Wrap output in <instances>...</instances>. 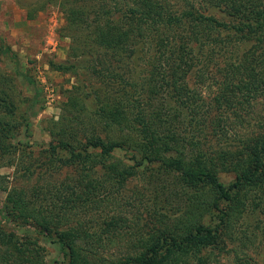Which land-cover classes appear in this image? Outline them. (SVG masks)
Instances as JSON below:
<instances>
[{"label":"trees","instance_id":"trees-1","mask_svg":"<svg viewBox=\"0 0 264 264\" xmlns=\"http://www.w3.org/2000/svg\"><path fill=\"white\" fill-rule=\"evenodd\" d=\"M106 1L80 5L58 0L67 22L63 35L73 39L69 52L73 63L52 61L51 66L76 74L79 61L94 57L93 73L118 83L120 89L107 82L111 87L97 92L86 89L82 80L67 89L63 113L49 128L55 140L46 151L54 161L76 169L75 175L31 190H7L0 182V190L8 195L1 211L11 226L35 228L55 242L61 258L54 264H207V251L221 248L240 224L252 218L264 223V129L238 150L229 146L216 153L206 150L200 135L209 125L208 109L200 103L202 94L193 87V79L200 66L208 64V54L203 53L210 45L208 31L231 29V42L240 36L234 33L242 40H258L226 75L216 104L234 114L233 123L214 121L216 137L228 142L226 129L245 122L240 110L264 97V0H201L225 7L237 16L234 24L193 9H170L158 0ZM148 46L153 48V60L144 89L130 68L121 70L132 57L140 59ZM0 47V55L12 51ZM108 60L119 62L121 70L110 66L105 70L101 65ZM138 64L136 60L134 67L142 75ZM10 98L0 94L15 116ZM9 122L0 119V142L7 154L17 151L2 140L14 135ZM222 172L233 173L235 179L225 183ZM137 175H146L138 199L155 218L157 229L145 235L136 232L129 252L106 259L100 250L124 237V217L117 214L90 225L81 214L95 209L102 197L123 192ZM66 216L74 223L63 227ZM0 248V264H47L38 239L7 231L1 220Z\"/></svg>","mask_w":264,"mask_h":264},{"label":"rangeland","instance_id":"rangeland-1","mask_svg":"<svg viewBox=\"0 0 264 264\" xmlns=\"http://www.w3.org/2000/svg\"><path fill=\"white\" fill-rule=\"evenodd\" d=\"M71 1L73 3L77 1V4L80 5H96L95 3H97V0ZM158 1L165 2L170 9L178 11L193 9L206 16L215 17L223 23L234 24V20L237 19V16L230 15L231 13L225 7L206 5L201 0ZM57 2L58 0H0V46L12 49L11 53L0 55V94L7 93L16 108L15 116H12L8 108H5L4 102L0 101V119L10 121L7 127H13L11 133L14 134L8 136V139L2 137V140L17 149L16 152L7 154L3 151L0 142V178H3L0 179V182L8 187L7 190L15 187L31 190L38 185L60 184L75 175L76 169L54 161L46 151L50 142L55 140L49 128L51 121L59 120L63 113V101L67 89L72 88L75 84H80V80L86 89L97 92H104L111 86L120 89L118 83H113L93 73L90 67L97 63L94 57L79 61L77 64L80 66L77 67L76 74L63 73L52 68V61L73 63L69 58L73 39L63 35L66 32L67 22L65 13ZM106 2L109 3V0ZM208 32L210 45L206 46L203 51L205 55L208 54V64L201 65L202 68L198 70V76L196 75L193 79L195 84L193 87L196 86V89L202 94L201 102H199L205 103L208 109L206 117L209 120V128L208 126L204 127V132L200 137L204 148L211 153L218 152L224 146H229L231 150H238L249 142V137H255L264 129L260 126L264 122V97L254 106H248L247 112H245L247 109L240 110V113L244 114L245 122L234 128L226 129L231 138L228 142L227 138L216 137L217 129L214 126V121L222 118L233 123L234 114L231 110L217 109L216 104L225 90L226 75L238 63V59L259 42L257 39L242 40L243 36L239 33L234 34L241 37L235 36L231 42L232 39L229 35L233 33L231 29L220 28ZM52 43H58V48L61 50L59 52L51 51L49 45ZM152 50L153 48L148 46L140 59H137V55L132 57L125 70H121V65L118 66L119 62L117 61H112L110 64L108 60L101 66H104L105 70L110 66V70L125 72H128L127 68H130L132 76L139 79L141 84L143 83L141 88L146 89L147 82L144 81L149 76L153 60ZM259 53L258 51L257 54ZM136 60L139 62L140 68L143 69L142 75L134 67ZM38 66L46 69L47 80L55 86L59 96L53 107H48L42 83L38 81ZM26 75L33 81H29ZM107 82H111L112 85L110 86ZM141 100L144 101L143 107L147 110V95L143 94ZM92 105L93 101L90 100L89 107ZM24 117L27 118V122L24 121ZM124 154L120 152L118 155L124 157ZM221 179L229 184L235 179V175L222 172ZM145 182L146 175H137L130 179L123 192L101 198L100 202L103 201L104 209L98 202L95 209L89 211L88 214H81L86 219V223L90 225L102 222L103 219L117 214H122L124 217V221H121L124 237L113 242V245L108 243L105 249L100 250L101 255L106 259L119 258L129 252V246L133 240L131 236L136 232V234L145 235L157 229L155 218L147 213L139 203V190L145 186ZM7 196V191L1 189L0 220L4 228L17 233L20 237L29 234L33 239H38L45 249L47 264H54L61 258L59 246L55 242L40 234L35 228H16L15 225L11 226L7 222L5 214L1 211ZM62 220L67 222L63 227L74 223L67 216ZM0 253H3L1 248ZM206 256L207 264H264V223L260 222L259 224V221L252 218L240 224L234 235H228L221 248L208 250Z\"/></svg>","mask_w":264,"mask_h":264},{"label":"built area","instance_id":"built-area-1","mask_svg":"<svg viewBox=\"0 0 264 264\" xmlns=\"http://www.w3.org/2000/svg\"><path fill=\"white\" fill-rule=\"evenodd\" d=\"M49 47L52 49L51 51H54L58 47V43H52ZM45 70L46 69H42L40 66L37 67L38 81L42 83L41 85L43 86L46 95L48 107H53L54 104L57 103L56 101H58L59 96L56 92L55 86L48 82V73Z\"/></svg>","mask_w":264,"mask_h":264},{"label":"crops","instance_id":"crops-1","mask_svg":"<svg viewBox=\"0 0 264 264\" xmlns=\"http://www.w3.org/2000/svg\"><path fill=\"white\" fill-rule=\"evenodd\" d=\"M49 46H51V44H50ZM59 50H61V48H58V47H57L55 51H56V52H59Z\"/></svg>","mask_w":264,"mask_h":264}]
</instances>
